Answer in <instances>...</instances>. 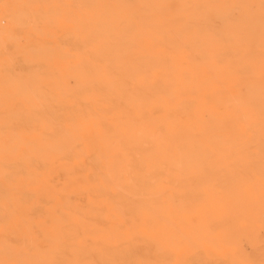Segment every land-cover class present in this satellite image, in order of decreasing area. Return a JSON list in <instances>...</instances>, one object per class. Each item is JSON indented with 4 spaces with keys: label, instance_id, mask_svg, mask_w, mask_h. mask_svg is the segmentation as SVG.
I'll list each match as a JSON object with an SVG mask.
<instances>
[{
    "label": "bare ground",
    "instance_id": "bare-ground-1",
    "mask_svg": "<svg viewBox=\"0 0 264 264\" xmlns=\"http://www.w3.org/2000/svg\"><path fill=\"white\" fill-rule=\"evenodd\" d=\"M0 264H264V0H0Z\"/></svg>",
    "mask_w": 264,
    "mask_h": 264
}]
</instances>
